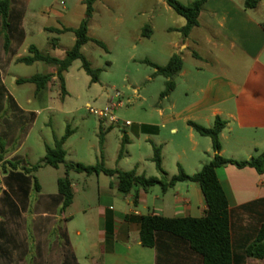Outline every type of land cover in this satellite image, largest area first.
Here are the masks:
<instances>
[{"label":"crops","instance_id":"1","mask_svg":"<svg viewBox=\"0 0 264 264\" xmlns=\"http://www.w3.org/2000/svg\"><path fill=\"white\" fill-rule=\"evenodd\" d=\"M34 1L37 0H12L7 26L0 15V138L6 149L4 159L20 160L26 166L23 146L37 124L38 114L51 107L43 105L46 99L52 102L56 95L60 96V86L56 76L39 90L33 83L30 93H20L24 98L21 102L14 93L20 90L15 85L22 84L17 79L32 75L19 76L11 68L22 63L16 59L35 44L33 36L62 28L52 22L66 14L53 3H41L37 11H31ZM263 23L264 0H257L254 7L245 6L244 0H205L197 25L186 35L177 30L185 24V18L168 28L176 32V38L167 42L172 49L165 51V63L152 62L165 65L176 53L182 58V68L163 100L143 108V114L130 124L131 134L127 130L120 135L121 140L127 139L126 144L136 141L138 146L134 165L127 170L159 177L151 159L154 147H158L161 166L169 177L178 172L179 166L188 174L199 171L212 159L214 151L210 137L196 132L189 121L211 127L216 117L225 120L220 132V154L224 157L243 160L264 149ZM151 28L149 36H143L140 29L137 41L152 40L154 27ZM56 46L57 42L55 46L50 42L51 48ZM157 50L161 51V47ZM44 63L49 66L45 73L56 71L54 64ZM65 87L68 94L66 77ZM148 161L153 163L154 168L149 169L153 171H147ZM165 161L170 167H165ZM7 174L8 170L0 166V264H81L69 234L55 232L56 222L61 219L58 212L62 211L58 191L41 196L42 209L30 213L29 196L41 190L40 183L37 190L33 184L26 188L12 180L6 182ZM216 174L228 199L231 240L236 251L254 237L264 222V172L229 163L217 167ZM69 178L73 204L75 183ZM98 191L106 199L98 208L99 241L89 264H124L123 258L130 256L131 240L145 247L139 237L142 215L202 217L207 208L202 190L191 181H178L165 191L157 184L147 189L135 186L122 193L116 177L110 176ZM147 248L148 257L141 256L140 263L133 260L134 264H201L187 242L169 234H160L157 245ZM242 264H264V257H247Z\"/></svg>","mask_w":264,"mask_h":264},{"label":"rangeland","instance_id":"2","mask_svg":"<svg viewBox=\"0 0 264 264\" xmlns=\"http://www.w3.org/2000/svg\"><path fill=\"white\" fill-rule=\"evenodd\" d=\"M61 1L64 3L61 4ZM179 1L188 3L192 0ZM41 3H53L66 12L64 18L52 22L58 27H77L85 14V4L82 0H37L32 3L30 10L37 11ZM92 16L88 33L92 38L101 40L105 47L90 40L83 46L82 52L94 68L100 69L98 81L91 82L90 76L81 67V61L74 60L64 73L68 94L64 98L56 95L52 102L46 99L43 105L51 107L38 114L37 124L21 152L25 156L27 166L42 163L34 172L41 190L38 193H30V213L42 209V202L39 200L41 196L57 193L56 179L64 175L65 164H94L102 160L105 166L111 168L127 170L133 167L138 151L137 143L133 141L125 144V153L122 158H118L122 144L120 135L127 130L131 134L130 124L143 114V108L148 109L163 100L161 92L165 88L166 77L155 73L152 61L165 63V51L172 49L167 42L176 38V32L168 28L181 23L184 17L162 0H96ZM146 24L154 27L153 38H144L139 42L136 36ZM54 37L57 46L51 48L50 40ZM33 40L44 53L63 57L74 43V33L46 31L33 36ZM160 47L161 51H158ZM48 68L44 62H34L15 63L11 69L19 76H30L45 73ZM15 86L20 90L14 93L22 102L24 98L20 93L22 90L30 93L34 84L27 82ZM116 91L120 93L116 100L121 102L114 110L119 118L117 122L102 120L88 110V107L102 108ZM129 99L131 100L128 101ZM34 104L37 105L38 102L34 101ZM67 125L73 128L74 132L63 144L66 150L64 163H60L57 168L43 164L45 145L52 146L55 137L63 135ZM108 126L111 128L108 129ZM101 132L102 147L99 143ZM164 163L165 167H170L169 162ZM146 167L147 171H153L149 170L154 168L153 163L148 161ZM69 177L73 178L75 183L74 202L58 212L61 219L58 218L56 222L55 232H67L80 263L89 264L90 255L97 250L95 244L99 241L98 208L106 199L99 194L98 187L104 185L110 176L103 173L86 175L70 171ZM87 178L88 182L85 181ZM30 182L33 184V179ZM68 216L71 217L66 218ZM77 230L80 234L76 233ZM148 250L150 249L131 240L130 256L123 258L124 264H134L133 260L140 263L141 256L148 257Z\"/></svg>","mask_w":264,"mask_h":264},{"label":"trees","instance_id":"3","mask_svg":"<svg viewBox=\"0 0 264 264\" xmlns=\"http://www.w3.org/2000/svg\"><path fill=\"white\" fill-rule=\"evenodd\" d=\"M11 1L12 0H0V15L5 26L8 25L7 20ZM95 1L96 0H83L85 4V14L77 27L64 26L62 28H52V31L57 33L67 31H72L74 33V43L72 47L66 51L64 57L59 58L43 53L35 44H31L28 47V53L16 59L17 62L25 64H32L37 61L54 64L56 66V71L45 74L36 73L30 77L18 78L17 82L34 83L36 89L39 90L52 80V77L56 76V80L60 86V96L64 98L67 95L64 73L76 59L81 61V67L90 76L91 82L98 81L100 69L94 68L82 52L83 45L90 40L105 47L101 40L92 38L88 33L89 22L94 12ZM164 1H166L177 14L185 18V24L177 28V30L186 35L194 25H197L200 6L205 0H192L188 3H182L179 0ZM256 3L257 0H244V4L247 7H254ZM151 32L152 28L149 24H146L142 29L143 36H149ZM55 40L56 37L50 40L52 46L56 45ZM182 63V58L176 53L169 57L165 65H156L152 63L154 67L157 68L155 73L164 75L167 78L165 81V88L161 92L162 97L168 94L173 88V77L181 70ZM189 124L192 125L195 131L200 135L210 137L212 149L214 151L212 159L203 164L199 171L194 174H188L179 166L178 172L169 177L161 166V155L158 147H154L151 159L160 172L159 177L136 174L134 169L121 170L117 167H107L102 160H98L94 164H85L81 162L68 163L65 164L64 175L58 177L56 182L57 191L62 197V210L67 208L73 200V191L69 178L70 171L85 173L87 175L104 173L109 176H115L118 183V190L122 193H128L135 186L147 189L157 184L165 191L178 181H191L197 183L202 190L207 207L205 214L202 217H166L160 214L142 215L139 218V237L142 245L145 247H155L160 234H169L187 242L190 249L200 257L201 264H242L247 257L262 259L264 257V222L260 224L254 237L235 251L231 240L228 199L218 180L216 168L230 163L238 167L252 166L259 173H263L264 149L243 160L227 158L220 154V132L225 126V120L216 117L211 127L193 121H189ZM73 132L74 129L67 125L64 134L60 137H55L52 146H45L43 164L57 168L60 163H64L66 150L63 144ZM99 143L102 147V133L99 137ZM126 143L127 139L122 138L118 158L123 157L125 153L124 145ZM5 155L6 149L0 138V166L8 170V174L5 177L6 182L7 180H12L13 183L27 188L31 184V179H33L34 189L37 190L39 185L33 172L42 166V163L26 166L21 164L20 160H5Z\"/></svg>","mask_w":264,"mask_h":264},{"label":"built area","instance_id":"4","mask_svg":"<svg viewBox=\"0 0 264 264\" xmlns=\"http://www.w3.org/2000/svg\"><path fill=\"white\" fill-rule=\"evenodd\" d=\"M120 93L116 91L113 95V97H110L106 104L102 108H94V107H88V110L97 115L102 120H109L110 122H117L119 118L114 113V110L117 106L121 104L119 100H116L119 98ZM129 99L128 101H130Z\"/></svg>","mask_w":264,"mask_h":264}]
</instances>
